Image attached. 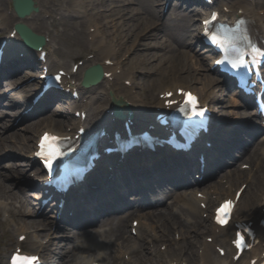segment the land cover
<instances>
[{"label":"bare ground","instance_id":"bare-ground-1","mask_svg":"<svg viewBox=\"0 0 264 264\" xmlns=\"http://www.w3.org/2000/svg\"><path fill=\"white\" fill-rule=\"evenodd\" d=\"M127 0H112V3L110 5H107V0H54L53 4L51 6L50 3H48L50 5L49 8V17H51L52 21L51 22V26L54 28L53 30H49L50 32H54L53 33V37H54V43H53V47H54V51L57 53L58 57H62V60L59 58H57L55 56L54 53H52L51 51H49L47 53V58L49 63L51 64V69L52 71H57L58 69H62L63 71H69V72H73L72 67H69V59L72 58V60H75L73 56V54H79L80 48H77L74 46V44L69 41L68 43H64V45L60 42L61 38L63 37L62 35H64L66 32L68 34V36H74V35H78L75 38H78V42L79 43H84V42H89L87 40V37H89V39L91 40V45L92 48H95L96 51L98 52V60L99 62H103V64L105 65V68L107 69V71H112V75H113V79L111 80V77H109V79H105L103 82H101L98 85H95L94 87H91L90 89H88L85 93L81 91L82 95L84 96V99L77 102L76 104V108L73 109V112L76 109H82V108H86L88 110V118L86 120V124L89 127H92L95 123H97L98 121L102 120L108 113V105L109 103L107 102V99L110 98V92L112 90L113 94L115 95H126L128 97H130L131 99H136V96L133 95L132 91L130 88L134 89V86H127L125 80L126 79H133L134 83H137L136 79L138 76H133L128 74L127 70H121V73H118L119 69L123 68V65L126 63L125 61L120 59V51L116 50L115 48V44L112 42L116 41L117 38H122V39H126L127 41L131 42V45H134V49L135 52L133 53V58L129 59V63L133 62L135 60V58L140 54L139 50H142V47H136V45L138 44H142L139 40H138V35L139 33H136L137 28L139 27L138 25L140 24L139 21V11L140 9L138 7H133L131 5V3L133 1H131V3H128V5L126 3H122L125 2ZM193 2H197L198 0H192ZM262 1L264 0H256V2H258L257 4L262 3ZM169 1L167 0H152L149 5H150V9L147 11L149 12L151 10V12L144 17V19L142 20L141 27H152L155 32H150V33H146L144 34V36L146 38H158L160 36V34H167L168 31L172 29L170 26H168V24H164L162 26H160V24H158L157 22H155V20H153L155 14L159 9V6H163L165 5V3L167 4ZM256 2L254 1H250V0H217L216 4L214 7L216 8H221L222 12H223V17L225 18H235L239 16H246L247 18L250 19V24L252 26L253 29V33L257 36V37H264V12L262 13L260 10L257 9V7H255ZM170 7H174V5L170 4ZM128 8H132L130 11H126L128 10ZM176 8V6H175ZM126 12H131V13H126ZM154 12V13H153ZM40 13H34L33 15L26 17L24 19V21H30L31 19H36L38 18V20H40V26L45 27L47 24L48 20H45L44 18H39ZM63 15V18H69V19H75L78 17H81L82 14H86L88 16L87 20L89 19L91 22V26L90 27H95V30L93 29L92 31L88 32L86 30V27L84 26V22L83 21H75V22H67V21H61L60 19H58L56 17V15ZM139 14V15H138ZM136 16H138L136 18ZM10 17L12 18L13 21L14 20V15H10ZM9 18V15L6 13V15L4 16V20L2 22H0V28L1 29H7L10 34H8V38H11V32H12V27L10 28V26L7 24ZM134 19H136L137 22H132ZM155 19V18H154ZM86 20V19H85ZM190 15L186 14V18L184 19L183 25L181 26V30L186 33V34H190L194 27L197 26V21L194 22H190ZM63 27L61 30L59 29V27ZM174 27V26H173ZM146 29V28H145ZM144 29V30H145ZM157 29V30H155ZM36 30V27H35ZM56 31V32H55ZM73 33V34H70ZM10 35V37H9ZM113 36V38H112ZM112 38V40L110 39ZM10 40H13V43H7L6 45V51H7V58L6 59V64L4 63V65L2 66V71H3V75H7L8 73V69H10L13 65L16 68H12L11 71L14 72L18 69L17 65L18 61H20L21 64H27V65H33L34 62L30 61V60H25V59H14L13 63L10 64V59L14 57V55L12 54V50L14 48H16V45L19 46H23L24 45H32L33 41L29 36H24L23 37V44L21 42V39L17 36V35H13V39L11 38ZM159 43V42H158ZM158 43H153L150 44L153 47L157 46ZM146 45H148L147 43H145ZM185 44V42L179 41L177 40L176 45L177 46H173L171 43H165L164 41L159 43V46L162 47H168V49L173 52L172 56L170 57L172 59L173 64L172 65H178L180 66L182 69L184 70H189L190 75L192 74L191 70L194 69H200L205 71V72H209L211 71L210 69V65H205V67H202L201 65L198 64L199 61V56H197L195 53H191L188 51H183L180 49V47H182ZM67 45L69 46V49L67 48ZM74 46V48L72 46ZM147 48H151V47H147ZM17 50V49H15ZM18 50H22V49H18ZM49 50V49H47ZM28 55L31 58L35 57V54L33 51H29L27 50ZM136 53V55H134ZM149 59L150 58H155L158 59L160 57H158L155 53L151 54L150 52H145L144 53ZM9 56H12L9 59ZM131 58V57H130ZM97 59V58H96ZM95 59V60H96ZM108 60H112V64L108 63ZM88 64L82 67V72H84V70L91 64L94 63V61L89 60V62H87ZM132 68H137L136 66H132ZM0 75H2V73H0ZM199 76H203V78L198 77V79L194 82V83H201L204 84L205 86H210L212 84H214L218 78L213 77L211 74H207V73H203L201 72ZM180 77V76H178ZM125 78L124 81L122 82L121 79ZM189 83L191 84L192 81L190 80ZM111 84V85H108ZM144 81L142 83L139 82V87L141 86V88H144ZM196 88L198 86H195ZM28 88V86L26 85L25 88L23 90H26ZM204 89V86L199 87V91H202ZM205 99H203L204 102H214L216 101L219 96L217 95V93L215 91H211L210 93L206 94L204 96ZM145 101L146 104H144V102H137L138 105H142L143 109L145 111H151L154 103L157 104H161L162 100H160L158 97H156L155 95L150 96L149 98H147V96H145ZM141 101V100H140ZM231 104L230 107L232 109H238L240 106H243L242 103L240 102L239 99L237 98H232L231 99ZM217 105L218 103L215 102ZM153 112V111H151ZM216 112V111H215ZM149 113V112H148ZM237 111H234L232 115H237ZM216 116V113L214 114ZM219 115V113H218ZM34 116V113H30L28 114L27 117H31ZM222 118V115L220 114V116ZM238 118V117H237ZM50 120H53L52 117H49ZM47 118H44V121H46ZM49 120V121H50ZM219 121V118L215 117V122L217 124V122ZM58 122H60V120H58ZM81 124V119H74L72 121L73 126H77L76 127V133L78 131V129L80 128ZM39 124L35 123V122H29L26 126H25V130H33L35 129ZM51 125L52 122H51ZM224 129V128H223ZM45 130H54L52 127L47 126ZM44 131V130H43ZM227 131V130H226ZM219 132V131H218ZM75 133V132H74ZM229 133V132H227ZM73 134V133H71ZM230 135V134H229ZM24 133H23V137H19V143L17 144L16 147L19 148V146L25 150L27 147L30 146V141L32 140L30 136L24 137ZM8 137H6L7 139ZM3 139L0 141V145L4 146L5 144L7 146H11L9 144V139L6 140ZM105 141H102V143ZM18 150V149H17ZM20 151V150H19ZM225 151H228V149H226ZM218 157V152L216 153ZM261 153L258 152L257 155H255L252 160H254V158L258 159L260 157ZM163 157H168V153H162ZM171 156V154L169 155ZM142 157V156H141ZM135 157H130V158H125L120 164L119 162H116L115 164L112 163V161H106L103 160L102 164L100 165L101 170L98 171L101 172L102 170H104L105 167H109V165L113 166V171L115 173V177L110 178L108 180V183H105V189L108 190V194L109 193H114V188H117V185L119 183H122L123 187L126 186H130L131 190L132 188H141L139 187L137 181H138V177H136L137 172L139 171V169H141V171L146 168L147 166H138L135 165L134 168H132L131 163L129 162L130 160L134 159ZM154 162V157L151 158ZM145 161L147 162L148 160L145 159ZM136 162H134L135 164ZM174 166H169L168 169H173ZM166 167H164L165 169ZM230 171H234V170H230ZM169 176L174 175V173L176 172V170H172L166 171ZM141 173V172H140ZM244 172L240 173L239 178L242 176ZM140 175V174H139ZM260 176V175H259ZM129 178H132L131 180ZM171 179V178H169ZM172 180V179H171ZM102 178L99 180V182H102ZM164 181H167V178L164 179ZM234 181V180H232ZM94 183L90 184L89 188H94L93 187ZM251 184H252V188L255 189V198L254 200L250 203L249 207L248 205L245 206V203H241L240 208L238 209V211L240 210L241 212L244 211V213H247L245 215H243V217H247L249 215L254 216L256 214H258V211L260 209V204L263 203V195H264V174L261 175V177L258 179V183H256L255 185V179L251 180ZM252 188L250 193L252 192ZM129 190V191H131ZM11 191H13V188L8 185L5 182L0 181V209H3L4 212H8L10 211V218H8L7 214H4V219L6 221V224L8 221L12 220L13 217H16L17 215L22 214V208H19L18 210L14 209V207L12 205H15V202H12V205L9 202V198L5 197L7 200L4 199V196L10 195ZM100 190H95L94 194L95 197H92L91 199L88 200L91 201V203H96L97 204V208L102 207L104 204L102 203V199L100 198ZM127 193V192H125ZM5 194V195H3ZM168 192H165V196H168ZM180 194H178L176 196V200L177 203L179 204H184V197H181ZM262 197V199H261ZM4 199V200H3ZM117 199H122V195H118V197L116 198L115 205L117 204ZM23 206L28 208V203L27 200L23 199ZM90 203V204H91ZM142 204L143 206L146 205ZM134 204L132 203L131 206H133ZM259 206V207H258ZM110 207L106 206L105 208L102 207L100 208V210H94L92 213H90V218L93 219H97L100 218L101 215L104 214V219H108L109 217H113V216H119L122 221H124L123 216L120 214L121 212H123L124 210H119L118 212H109ZM181 212L188 214L189 216H192L193 218L194 216V210L193 208H189L186 206V209L183 208H179ZM256 209V210H254ZM30 211L32 213L36 212V208H32L30 209ZM31 212H28V214H32ZM80 213V212H77ZM112 215V216H110ZM143 215V218L147 221V223L151 224L153 226V228L155 230H157L158 226H156V223L151 221L150 219L152 218H158L159 220H161V218L164 216L165 219L163 220L164 224H166L167 226H175L176 228L181 229L184 233H186L188 231L187 225L183 222V220L179 217V215H177L174 212L168 211L165 213H159L156 214L154 211L153 212H145ZM259 216V214H258ZM161 217V218H160ZM256 218V217H255ZM10 219V220H9ZM80 223V222H78ZM82 224H78L77 227H81ZM32 227L34 228H40L39 227V222L37 220H27V221H23V225L20 227L21 229L18 232V236L22 233H26L27 229H31ZM205 228H211L213 227L211 224L209 225H204ZM112 230V234L116 235V238H119V234L122 231V226H118L117 228H111ZM36 242H39V240H35ZM53 242L52 245H57V248H60V243L58 241H56L55 239H50L48 241L49 242ZM216 241H218V237L216 238ZM63 243V242H62ZM20 244L19 242L17 243V245ZM186 244V246H185ZM184 244L182 251H184V253H189L191 255H193V244L190 243V241H186V243ZM212 243H209L207 245V248L204 249L205 254L203 256L205 263H210L211 264H222L224 262V260L220 257H214L211 253H209V245H211ZM230 249V248H229ZM48 250L54 254H57V252H55L53 249H51L48 245ZM253 250V249H252ZM138 255V257L141 258L142 262L144 264H148L149 262H152L153 264H155V261L150 259L149 257H147L145 254L143 253H136ZM264 255V241H262L258 248L256 247V249L254 248L253 251H251L250 253H245L243 256L244 258H242L240 261H233L231 260V264H247L249 263V261L252 258L257 257L258 259H262ZM228 262V259H226L225 263Z\"/></svg>","mask_w":264,"mask_h":264},{"label":"rangeland","instance_id":"rangeland-1","mask_svg":"<svg viewBox=\"0 0 264 264\" xmlns=\"http://www.w3.org/2000/svg\"><path fill=\"white\" fill-rule=\"evenodd\" d=\"M48 1L49 0H41V3H43L44 5H48ZM131 1H133V2L131 3ZM150 1H152V0H127V1L122 2V3H126L127 5H128V3H131V5L133 7L136 6V7H138L140 9V11H139L140 12L139 13L140 15L139 14L138 15L140 17L139 18V21H140V24H141V22L144 19V17H146L148 15V12L146 13L145 11L150 6L149 5ZM111 3H112V0H107V5H110ZM257 7L259 9H261V8L263 9L264 8V1H262V3H260V4H257ZM131 9L132 8H128V10H126V11H130ZM126 13H131V12H126ZM137 17L138 16H136V18ZM154 18H153V20H155V22L158 23V20L159 19L157 20V18H155V19ZM193 19H194V17H193ZM193 19H192V21H194ZM134 21L137 22L136 19H134L132 22H134ZM91 22L92 21H90V20H85V23H90L91 24ZM140 24L138 25L139 27L137 28L136 33H142L143 31H145L147 29V27H144V26L141 27L142 25H140ZM41 29H42L41 32H44V30L46 31V28H41ZM155 30H157V29H155ZM150 32L157 33L154 30H151ZM180 36L181 37L184 36V33L182 34V31L181 30H180L179 38H180ZM112 38H113V36H112ZM112 38H110V39L112 40ZM141 40L143 42H142L141 45H139V46L142 47V50H139V53L140 54L135 58V60L133 62H131V63L127 62V67H130L131 68V66H136L137 69H139V71L137 73H135V74L136 75H140L143 78V80L145 81L144 82L145 85H144V88L142 90H139L137 92L139 94L141 93L142 95L144 94L143 95L144 98H145V96H147V98H149L152 95V93H156L157 94V92H159L160 90H162L164 88H167L169 86H173L174 83H180L182 85H188L190 80L193 83L194 81H196L198 79V77L203 78V76H199L201 72L207 73V72L201 70L200 67H199V69L191 70L192 71V74L190 75L189 70H184L180 66H178L177 64L176 65H172L173 62H172V59L170 58L172 56V54H170V52H167V49H164V48H162V47L159 46V43L162 42V41H164V37L163 36H159L158 38H142ZM69 41H72V43L75 44L76 46H78V44H81V43L78 42L79 41L78 38H75L74 36H71L70 37V36L67 35V36H65L63 38V43H65V42L68 43ZM187 41L188 42L195 41V35H194L193 32H192V34H190V36L186 37V42ZM112 42H116V43L119 44L118 45L119 46L118 48H119V51H120V56H122L124 54L125 50H127L131 46V42L130 41H127L125 38L122 39V38L119 37V38L116 39V41H113L112 40ZM145 43H147L148 45H146ZM153 43H158V45L153 47L152 45H150V44H153ZM147 47H151V48H147ZM67 48H68V45H67ZM182 48H183L182 50L185 49L186 51H189L190 54L193 51L194 52H198V50H197V48H195V46H191V48H187V47H182ZM145 52H150L151 54L152 53L153 54L155 53L158 57H160V56L161 57L158 58V59H155L153 57L149 59L144 54ZM134 55H136V53ZM131 56H132L131 57V59H132L133 58V54H131ZM199 57L200 58H199L198 64L201 65L202 67H205L206 61L203 59V57L201 56V54H199ZM144 70L146 72H149V73H152L153 72V74L147 75V74H145ZM214 74L215 73H213L212 75H214ZM178 76H180V77H178ZM21 78H24V77L22 76L19 79H14V80L12 79V87H10L11 90L12 89H15L16 83H18L19 80H21ZM140 80H141L140 83H142L143 80L142 79H140ZM193 86L194 87L195 86H198L197 88L199 89V87H202V84L201 83H193ZM206 87H205V89H206ZM6 88L7 87H2L1 90H5ZM224 93L225 94L222 97V100L223 101H221V103L224 104L225 106L226 105H230L229 102L231 100L230 99V96L231 95L227 91H224ZM4 104L5 105L8 104V101H5ZM52 107H53V109L54 108H56V109H54V112H52L51 115H54L55 116L54 118H56L57 121L58 120H63V121H66L67 122L70 119V117H67V115L62 110L63 108H62L61 105L59 107V105L56 104L54 106V104H53ZM228 108L229 107H226V109L221 110L220 111V114H223L225 116L228 115V117H230V111H227ZM3 110H5V106H3V107L0 106V112H2ZM15 111H16V113H18V112H20V109L17 108ZM238 112L239 113L237 115L240 116V117H242V115L244 114V108L243 107L239 108V111ZM39 118H42V117L41 116H36L33 119H39ZM33 119L32 118H27V119L24 120V123L23 122L22 123H17L12 128H9L11 126V122H13V120H12V117H9L8 116V120H2L0 122V125L2 126L4 124H7V122H8V124L10 123V125H8V128H6V129H5V127L4 128L1 127V130L2 129H5L4 130L5 133L12 132V135L15 134V131L18 132V134L19 135H22V136H23V133H24V135L25 134L26 135L32 134V133L27 132L25 130V126H26V124H28L29 121H32ZM40 121L41 120H37V121H33V122L40 123ZM58 126L61 127V128H63L62 125H58ZM11 138H13V137H11ZM1 165H2V163H0V166ZM262 170L263 171H262L261 174L264 173V166L262 167ZM0 179L3 180V181L5 180L9 184L13 185V187H14L13 193L15 195H17V194L19 195V191H17V187H15V184L12 183V181H10L4 175L3 176L1 175V168H0ZM253 195H254L253 193L245 194V198H244L245 204L247 203V205H248V202L252 200ZM4 221L5 220L3 219L2 215H0V231L1 232L2 231H5V238H6V241L7 242L10 241V240H12V239L15 240L16 237L14 235L13 230H10L7 227V225H5ZM155 221H156V219H155ZM48 255L52 258L53 261L55 260L54 259L55 257H53L52 254L48 253ZM1 257H2V255H1ZM1 260L3 261V259H1Z\"/></svg>","mask_w":264,"mask_h":264},{"label":"snow or ice","instance_id":"snow-or-ice-1","mask_svg":"<svg viewBox=\"0 0 264 264\" xmlns=\"http://www.w3.org/2000/svg\"><path fill=\"white\" fill-rule=\"evenodd\" d=\"M215 40V37H213ZM261 53V55H264V48L262 49H256ZM240 65H234V67H239ZM167 95H171V93H168ZM187 97L188 103H194L195 98L191 96L190 93L185 94ZM58 137L50 136L49 134H45L44 138L41 141V148L43 151L40 153L42 156L47 157L48 166H51V162L53 159L57 157L59 154V145L56 143L58 141ZM231 208H232V202L231 201H225L220 208L217 209V220L221 224L227 223V217L231 214ZM234 243L237 244L238 247H244L245 246V238L243 233H237L236 239L234 240ZM37 260L36 257H28L23 256L21 254H17L13 257V264H35V261Z\"/></svg>","mask_w":264,"mask_h":264},{"label":"water","instance_id":"water-1","mask_svg":"<svg viewBox=\"0 0 264 264\" xmlns=\"http://www.w3.org/2000/svg\"><path fill=\"white\" fill-rule=\"evenodd\" d=\"M18 2L21 3L20 0H18ZM19 9L22 13L31 11L33 9L32 2L31 1L23 2V7L20 6Z\"/></svg>","mask_w":264,"mask_h":264}]
</instances>
